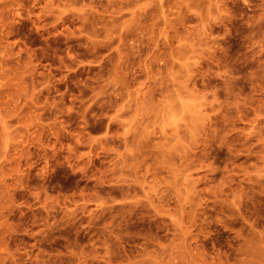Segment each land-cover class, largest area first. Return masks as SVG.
Instances as JSON below:
<instances>
[{
	"label": "rangeland",
	"instance_id": "374dc122",
	"mask_svg": "<svg viewBox=\"0 0 264 264\" xmlns=\"http://www.w3.org/2000/svg\"><path fill=\"white\" fill-rule=\"evenodd\" d=\"M0 264H264V0H0Z\"/></svg>",
	"mask_w": 264,
	"mask_h": 264
}]
</instances>
